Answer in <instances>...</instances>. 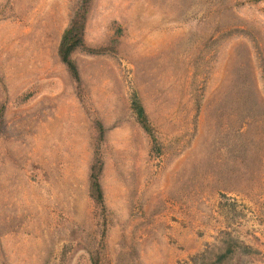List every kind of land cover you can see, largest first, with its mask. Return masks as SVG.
Wrapping results in <instances>:
<instances>
[{"label":"rangeland","instance_id":"1","mask_svg":"<svg viewBox=\"0 0 264 264\" xmlns=\"http://www.w3.org/2000/svg\"><path fill=\"white\" fill-rule=\"evenodd\" d=\"M81 3L0 0V264H264V0H92L78 83Z\"/></svg>","mask_w":264,"mask_h":264},{"label":"trees","instance_id":"2","mask_svg":"<svg viewBox=\"0 0 264 264\" xmlns=\"http://www.w3.org/2000/svg\"><path fill=\"white\" fill-rule=\"evenodd\" d=\"M91 2L92 0H82L79 10L63 36L60 47V57L78 83L81 82L80 73L72 56L77 50L85 49V30L89 18ZM132 109L144 131L155 139L152 124L138 95H134L133 97ZM100 132L101 135H104V128L102 126H100ZM102 172L103 163L99 159L94 162L91 170V196L99 206L105 209V196L100 182ZM252 251L251 247L229 237L223 242L221 247H216L204 252L200 256L199 261L200 264H232L236 261L237 257L249 255Z\"/></svg>","mask_w":264,"mask_h":264}]
</instances>
